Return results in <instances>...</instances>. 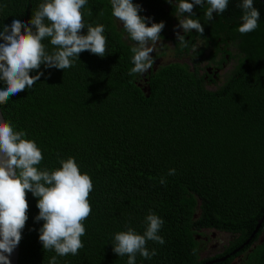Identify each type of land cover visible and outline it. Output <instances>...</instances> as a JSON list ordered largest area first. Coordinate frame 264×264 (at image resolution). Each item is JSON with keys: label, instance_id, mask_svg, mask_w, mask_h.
I'll return each mask as SVG.
<instances>
[{"label": "trees", "instance_id": "trees-1", "mask_svg": "<svg viewBox=\"0 0 264 264\" xmlns=\"http://www.w3.org/2000/svg\"><path fill=\"white\" fill-rule=\"evenodd\" d=\"M236 1L239 27L242 0ZM43 2L0 0V30L14 18L30 21ZM159 5L151 0L147 7ZM253 6L264 12L263 1L253 0ZM81 11L86 25H104L106 55L83 51L64 70L41 65L33 87L0 109L15 131L36 142L43 156L40 169L55 170L60 160L74 157L81 174L91 177L84 247L65 256L44 250L39 241L44 221L35 220L38 198L27 192L18 264H49L53 256L57 264H127V255L113 252L114 236L128 227L142 235L150 213L163 219L158 234L165 243L148 241L147 249L156 255L137 254L135 264H264V220L244 244L264 213V60L248 56L245 67L229 70L207 88L198 65L203 53L195 48L193 70L180 61L163 63L144 81L129 75L135 45L112 15L111 0H87ZM258 25L246 34L233 30L237 48L264 53V42L256 45L264 16ZM44 43L47 52L55 51ZM169 169L175 174L168 175ZM211 230L229 235L208 250L215 239Z\"/></svg>", "mask_w": 264, "mask_h": 264}, {"label": "clouds", "instance_id": "clouds-1", "mask_svg": "<svg viewBox=\"0 0 264 264\" xmlns=\"http://www.w3.org/2000/svg\"><path fill=\"white\" fill-rule=\"evenodd\" d=\"M172 3V0H167ZM87 0H44L32 13L28 22L14 18L11 25L0 30V104L11 96L32 88L42 75L41 65L47 68L67 69L83 51L104 57L106 55L105 28L102 24L86 25L82 9ZM208 5L205 21H212L214 14H222L228 0H206ZM205 0H178L176 14L184 35L176 33L178 42L187 47L185 34L195 30L202 36L204 27L199 19H194V5L203 7ZM242 23L238 27L241 34L257 29L260 12L253 6V0H242ZM112 15L122 22L123 29L135 42L131 48L132 63L129 75H144L152 69L155 60L151 55L154 46L161 40L164 22L146 24L141 17L139 5L133 0H111ZM185 13L188 15L185 16ZM87 28V34H80ZM48 40L55 51H46ZM36 70V75L30 72ZM24 131H15L10 121L0 122V264H11L9 259L18 246L22 229L28 220L29 204L26 193L36 198L39 209L37 222L44 221L39 229V241L44 250H54L58 256L78 255L84 247L81 237L86 229L83 221L91 214L89 194L93 190L91 177L81 174L74 157L60 160L61 167L55 170L40 169L42 151L34 140L26 139ZM169 169L168 175H174ZM165 184L166 178L161 177ZM146 230L138 234L132 227L115 234L113 252L119 257L127 255V264H135L136 255L146 259L156 255L147 249L146 243L154 241L164 244L158 234L164 221L155 213L145 218ZM49 264H57L56 256Z\"/></svg>", "mask_w": 264, "mask_h": 264}, {"label": "flooded vegetation", "instance_id": "flooded-vegetation-1", "mask_svg": "<svg viewBox=\"0 0 264 264\" xmlns=\"http://www.w3.org/2000/svg\"><path fill=\"white\" fill-rule=\"evenodd\" d=\"M134 4L139 5V15L141 17L146 18V24L151 26L152 23H160L164 22L165 27L161 31V40L157 45L154 46V51L151 54L155 60L152 69L158 67V65L169 62H183L188 63L191 66V70H193L192 66L195 65L193 62L190 53L193 49H199L202 51V55L198 60V65L200 66L199 73L203 76V82H205V86L207 88H214V81L219 80L222 76L228 72L229 70H235L241 65V67H245V59L248 56L255 55L257 58L264 60V53L258 51H249L244 52L241 49L236 47V41L230 37L232 35L233 30L238 27V17L235 13L234 7L237 5L236 0H228V6L226 10L222 14H214L215 18L210 21H205L204 13L208 7L206 0L203 7L198 6L196 10L194 19H199L204 27V32L202 36L199 33H196L195 30L192 32L186 33V41L187 45H190L192 48L190 52H183L177 55L176 51H178L182 46L177 40L176 33L179 32L181 35H184L183 30L178 26L179 21L176 14V2L178 0H172V3L167 2V0H157L158 3H161L158 8H148L147 4L151 0H133ZM262 1V0H261ZM191 2V0H189ZM264 2V1H263ZM195 7V5H194ZM194 9V8H193ZM188 14L185 13V16ZM264 16V12L260 11V18ZM119 23L120 27L123 28L122 22L116 19ZM239 21L242 22L241 17ZM262 32L261 37L258 39L259 42H264ZM259 32V33H260ZM124 37L129 39V35L124 30ZM130 43L136 46L135 42L129 39ZM183 51H185V47H183ZM260 65H264V62L260 63ZM151 70H149L150 73ZM146 73V74H147ZM144 81L146 80L145 75ZM214 243L208 245V250L213 248H217L221 245L222 242H218L217 240Z\"/></svg>", "mask_w": 264, "mask_h": 264}, {"label": "water", "instance_id": "water-1", "mask_svg": "<svg viewBox=\"0 0 264 264\" xmlns=\"http://www.w3.org/2000/svg\"><path fill=\"white\" fill-rule=\"evenodd\" d=\"M262 1H264V0H262ZM143 90H144V91L149 90V87H145V88H143ZM4 120H5V119H4L3 114H2V112H1V109H0V122H3ZM263 220H264V213H263L262 217L258 220V222H257V224H256V226H255V228L253 229L252 233L250 234V236L248 237V239L245 241L244 244H248V243L250 242V240L255 236L256 232H257V231L259 230V228L261 227V224H262ZM241 247H243V245H242ZM241 247H239V248H241ZM239 248H237V250H239ZM211 249H213V248H211ZM237 250H235V251H237ZM18 257H19V244H18V246L13 250L12 254H11L10 257H9V259H10V261H11V264H18ZM226 257H227V256H224L222 259H218V260H223V259H225ZM218 260H216V261H218ZM212 262H213V261H211V262H206V263H204V264H209V263H212Z\"/></svg>", "mask_w": 264, "mask_h": 264}, {"label": "rangeland", "instance_id": "rangeland-1", "mask_svg": "<svg viewBox=\"0 0 264 264\" xmlns=\"http://www.w3.org/2000/svg\"><path fill=\"white\" fill-rule=\"evenodd\" d=\"M209 233H212V234H215L214 237H215V240H217L218 242H225L227 239H228V235L229 234H226V233H217V232H214V231H210ZM219 234V235H218ZM215 241L211 242V243H214ZM207 251H204V254H206Z\"/></svg>", "mask_w": 264, "mask_h": 264}]
</instances>
